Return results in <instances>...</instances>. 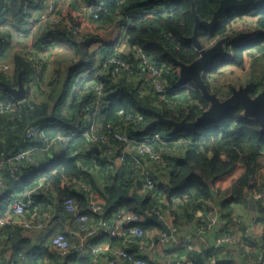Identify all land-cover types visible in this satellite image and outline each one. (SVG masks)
Instances as JSON below:
<instances>
[{"label": "trees", "instance_id": "obj_1", "mask_svg": "<svg viewBox=\"0 0 264 264\" xmlns=\"http://www.w3.org/2000/svg\"><path fill=\"white\" fill-rule=\"evenodd\" d=\"M254 6L238 7L224 15L225 21H219L213 29L208 30L200 27L199 38L204 45L214 40L230 36L225 43V54L215 60L203 71V78L210 91L217 93L220 98H225L231 93L233 84H217L219 75L227 71L236 72L246 66L249 62L251 73L240 76L242 83L254 82L253 92H257L264 82V0ZM65 8L59 11V16L37 32L35 46L42 47L50 43L56 35L64 36L74 45L77 61L71 66V73L82 77L81 88L73 95L72 101L64 105V95L59 97L56 104L50 109L48 100L35 102L26 98L21 107L12 111L0 112V120H8L12 125L7 128L0 126V136L5 139L0 141V159L13 154L19 150L35 145H44L49 138L57 133H73L76 129L82 130L85 122H80L75 129V113L82 106H90L88 113L92 111L91 100L94 91L85 87V72L98 68L97 80L104 85V95L100 104L99 114L96 120L100 121V130L107 131V124L111 127L122 129L128 136L140 140L146 134L158 132L166 140L165 145L182 146L185 151L183 156L172 157L163 152V156L171 163L167 170L166 182L157 187V193L152 191L140 193L137 187H133L132 180L137 171L120 170V173L110 172L113 184L99 190L93 175L86 171L89 163L86 160L78 161L75 157H64L56 165L41 172L37 182L39 189H52L57 194L56 206L59 212L69 219L75 228L78 227L73 216L64 210L63 200L73 197L79 204L80 209L86 208L84 194L69 184L68 178L85 180L95 190L106 198L105 218L112 211L125 208L129 211L139 212L134 199L122 197L114 206L109 207L119 191L129 195L134 193L143 200V208L156 213L162 208L159 199L163 195L167 200L173 224L184 216L177 213L180 202L209 201L213 199L215 191L213 181L221 175L231 171L236 165L242 164L245 169L232 185L230 199H241L244 197L245 187L256 192H262L257 197L259 205L262 204L264 194V170L258 162V156L264 153V133L260 125L252 118L244 114L241 104L229 108L217 120H212L197 126L195 129L187 128L179 131L173 130V125L166 122L151 124L156 118L155 111H160L165 117L175 120H195L209 106V101L203 96L201 90L194 87H177L181 82L179 66L175 59L191 62L199 54L194 42L190 39L193 34L195 19L191 0H70ZM76 3L94 4L96 10L83 24L81 13L77 10ZM221 0H195L196 10L200 18L210 20ZM260 3V4H259ZM42 7L40 0H0V98H9L11 95L5 91L3 82L15 85L17 74L22 69L24 81L28 83L30 71L33 68L30 61L17 53L14 57L13 69L5 68L3 65L8 60V55L13 44L10 40L12 31L22 29L27 19L38 8ZM145 9L144 14H139ZM130 19L132 24L126 28L129 51L125 53L117 48V43L109 42L108 39L115 29L124 25ZM253 26L256 33L247 36L245 29ZM244 30V31H243ZM239 40H234L235 37ZM242 41V43H241ZM136 47H141L148 57L162 68L161 77L170 90L157 91L151 78H147L148 92L142 94L141 90L134 88L130 80L132 75L129 70L112 65L106 72H100L102 62L107 56L116 55L129 62L133 74L144 71L143 65L136 55ZM224 58V59H223ZM223 59V60H222ZM101 60V61H100ZM103 60V61H102ZM141 67V68H140ZM230 72V73H231ZM29 123L38 124L41 134L35 139L25 137V128ZM110 127V128H111ZM110 143L119 144V141L109 133ZM78 137L86 140L80 134L75 135L70 141L61 143L65 150L70 149L71 143ZM86 144H89L86 140ZM161 145L155 142V146ZM164 145V146H165ZM65 152V151H63ZM37 151L33 160L25 162L19 175H11L2 172L3 186H0V215L9 207L15 197L8 190L10 185L19 184L20 189L29 187L34 179H24L23 171L35 162ZM139 154H126L125 159ZM100 155L96 154V158ZM142 156V155H141ZM97 161V160H96ZM99 162V161H98ZM101 163V162H100ZM98 163V164H100ZM113 164V162H111ZM55 167V168H54ZM53 169L55 172L53 173ZM137 170V171H136ZM140 171V170H139ZM138 171V172H139ZM253 179L254 183L249 181ZM45 185V187H44ZM35 193L32 194V202L28 206L32 208L36 204ZM188 200V201H187ZM228 200L224 201L227 205ZM164 206H166L164 204ZM174 206V207H173ZM194 209V208H193ZM186 210V209H185ZM184 210V211H185ZM44 210H41V213ZM188 214V212H186ZM95 217L96 215H91ZM188 217L190 214L187 215ZM145 229L159 228L162 226L154 220L143 221ZM19 227H7L6 233L9 237L2 238L1 245L11 247L9 258H3L4 264H94L93 256L86 254H70L65 261L61 260L60 254L52 246V236L63 230L53 228L45 239L36 248H24V240L18 238ZM108 233V232H107ZM67 236L68 231L66 232ZM112 241V244H111ZM110 245L121 248L124 246L122 236L111 235ZM183 251V250H181ZM188 257L195 264H201L206 257L199 252L185 250ZM182 254V252L180 253Z\"/></svg>", "mask_w": 264, "mask_h": 264}, {"label": "crops", "instance_id": "obj_2", "mask_svg": "<svg viewBox=\"0 0 264 264\" xmlns=\"http://www.w3.org/2000/svg\"><path fill=\"white\" fill-rule=\"evenodd\" d=\"M220 21H225V16H223ZM245 32L247 36L253 35L256 33V29L253 26H247ZM33 33L34 31L26 36V44L29 43L30 46L36 50L42 61L43 69L38 76L30 71L28 83L26 84V98L35 102L48 100L50 109H52L58 98L64 95V105L69 104L72 101V96L75 95L81 86L83 87L82 77H78L75 73H71V66L77 61L74 45L64 36L56 35L52 42L40 48L35 46L37 33ZM14 38L16 42L19 41L16 35ZM108 41L117 43V48L125 51V53L130 49L127 36L120 27L115 29ZM11 42L13 47H11L9 51V62L5 64H9L8 67L13 69L14 57L19 52L15 49L14 40H11ZM60 53L63 55H60ZM64 55H67L68 62L60 65ZM64 59L65 58H63V60ZM147 78L148 76L142 70L140 73L130 76L134 88L141 90L143 95L147 94L149 90ZM233 86L235 85L233 84ZM89 108L90 106L84 105L77 110L74 121L75 129L78 128L80 122H86L87 119L90 118V113H88ZM10 125L8 120H0V126L2 128H7V126ZM1 140L2 142L5 141V139L0 136V141ZM61 146V142H55L46 150L37 151L35 162L24 169V179L30 180L34 178L30 182V184L32 183L30 185L31 189L29 187L20 189L19 184L10 185L8 190H12L10 194L13 195L15 199L23 198L25 196L23 194L25 190H29L31 196L36 192V204L32 208H29V210L27 209L21 216L11 212L9 208H7L3 215H0V264H4L3 258L5 257V250L7 248V246L1 245V240L5 238L8 226H13L14 228L19 227L21 229L20 232H17L16 237L24 240V248L34 249L39 246L45 239L49 238L50 235L48 233L53 228L56 230H67L68 235L74 237V243L79 241V238L73 232L75 230V226L72 224L73 222L67 219L63 212H59L57 207H55L58 200L56 192L52 189L48 190V188L41 190L39 189L41 187L38 185L36 186V183L42 182L43 179L38 178L39 174L47 168L56 165L64 157H75L78 161H88L89 168H87L86 171L93 175L99 190H103L106 186L113 184V178L110 177V172L119 174L120 170L122 171L123 169L126 171L131 169L138 170L146 166L153 168V171L158 175L155 166L141 155L129 157L128 162H126L127 158L124 162L121 161L116 157L119 151L114 150L115 143H110L109 146L106 147L101 144L88 145L85 139L78 137L71 143L70 149L65 150ZM158 147L162 152H166L167 155L172 157L183 156L185 151L182 146L178 145H170V147L167 145H158ZM110 148L112 151L109 152ZM96 154L100 156L96 158ZM111 162H113V164ZM258 162L263 167L262 170H264V153L258 156ZM244 169L245 167L242 164H238L231 171L216 178L212 184L215 191L213 199L209 201H189V203L180 202V205L177 207V213L184 216L178 220V222H183L180 234L188 237L190 246H173L172 243L164 244L154 255L152 253L146 254L150 264H174L176 260H181L182 264H195L192 259L188 257L187 252L185 253V250H188V252L196 251L204 255L206 260L201 264H261V256H264V195L262 196V204L259 205L255 191L245 187L244 197L237 200H228V198H231L233 192L231 190L233 182L241 176ZM52 172L54 173L55 169H53ZM167 173L168 171H165L164 174L162 173L160 175L162 183L166 182ZM34 180L37 182L35 183ZM155 191L157 192V187H155L152 193L154 194ZM140 193H142V191H140ZM157 193H159V191ZM233 196L237 197L234 192ZM159 199L163 202L162 208L160 209L162 218L168 226L172 225L173 217L167 205V200L163 195H161ZM225 200H228L227 205H224ZM164 204L166 206H164ZM213 208L220 209L225 223L217 228L199 230V227L208 220ZM41 210H44L42 213H48L51 216L52 224L48 231H43L36 227H25L21 223L20 220L33 218L34 215L41 213ZM186 212L190 214L189 217ZM238 218H241L242 222H238ZM148 230L152 233H157L164 229L152 228ZM227 232L234 233L238 239V243L216 245V238L221 233ZM104 240L110 241L111 237L108 236ZM50 248L53 250V246H50ZM9 251L12 252V249ZM181 252L182 254H180ZM91 255L93 256L94 264H108L105 255Z\"/></svg>", "mask_w": 264, "mask_h": 264}, {"label": "built area", "instance_id": "obj_3", "mask_svg": "<svg viewBox=\"0 0 264 264\" xmlns=\"http://www.w3.org/2000/svg\"><path fill=\"white\" fill-rule=\"evenodd\" d=\"M40 1L42 7L31 14L22 29L12 31L10 38V40H14L15 49L19 54L30 61L33 74L36 76L41 74L43 64L36 50H34L29 43L26 44V36L33 31L34 33H37L39 30L41 31V28L45 27L49 21L55 20L59 16V11L68 4L66 1L70 0ZM261 2L260 0V3ZM75 6L81 13V20L85 23L99 5L96 6L94 4H81L75 2ZM145 12V9H143L139 14H144ZM130 24H132V21L127 19L124 25H120V28L126 35V28ZM14 34L19 38L18 42L15 41ZM52 41L53 40L50 42ZM213 42L208 45H211ZM135 53L143 65L144 73L148 78H151L155 90L159 92L170 90L171 88L165 85L161 77L162 68L153 62L141 47H136ZM112 65H117L122 69L129 70V72L133 74L131 64L116 55L107 56L105 58L102 62L100 72H106ZM3 66L8 68L6 64ZM98 68L100 67L95 68L91 72H85V87L91 88L94 91V96L91 100L92 111L90 113V118L87 119L82 130L76 129L70 134L57 133L49 138L44 145L28 147L0 159V186H3V171L18 177L19 175L17 172L21 170L25 162L33 160V155L36 151H44L55 142H68L77 134L86 138L87 142L92 145L108 144L110 132H112V135L119 141V144L114 148L115 151H119V154L116 156L117 158L124 162L126 154H139L156 168L158 175L153 171V168L146 166L141 167L140 171L136 173L137 175L133 177V187H137L138 190L145 193L154 187H158L162 183L160 175L162 173L164 174V172L170 168L171 163L164 158L162 150L155 146V142H160L163 146L166 143V140H164L158 132L146 134L141 137L140 140H136L128 136L122 129L111 127L110 124H107V131L100 130V121L96 120V118L99 114L100 104L104 95V85L96 78ZM177 87H194V85L190 81L183 80L178 83ZM25 99H16L14 96L0 98V112L12 111L21 107ZM40 134L41 128L38 124L29 123L25 128L26 138L35 140ZM110 151H112L111 148L109 149V152ZM68 180L73 188L80 190L84 194L86 198V208L80 209L78 202L73 197H67L63 200L62 204L64 210L73 216V220L78 225L73 232L79 238V241L74 243V237L72 235L68 237L66 234L67 230L57 232L52 236V246L59 252L61 260L65 261V259L73 253L79 256L91 253L93 255H105L108 264H150L146 254L152 253L154 255L164 244L172 243L173 246H190L188 237L180 234L183 222L169 225V233L165 230L152 233L150 230L143 227L142 223L144 221V216L140 212L119 208L112 211L111 214L105 218L106 198L85 180H77L75 178H68ZM249 183L253 184V179H251ZM23 194L25 195L23 198L13 200L8 207L11 212L19 216L27 211L28 206L32 202L31 192L29 190H25ZM261 194L262 192L255 193L257 197ZM93 214L96 216H91ZM155 214L162 218L161 211L158 210ZM20 221L25 227H36L43 231H48L52 224L51 216L48 213H39L34 215L33 218L22 219ZM237 221L242 222V219L238 218ZM224 223L225 220L223 219L220 209L213 208L208 220L199 227V230L217 228ZM111 235L122 236L124 239V246L121 248H113L110 245V241L104 240L108 236L111 237ZM6 237H9L7 233L5 234V238ZM236 243H238V239L234 233H221L216 238V245ZM7 248L4 258H9L10 256L11 251L9 250L12 248ZM261 259V264H264V256H261ZM65 264L72 263L66 262ZM174 264H182V261L176 260Z\"/></svg>", "mask_w": 264, "mask_h": 264}, {"label": "water", "instance_id": "obj_4", "mask_svg": "<svg viewBox=\"0 0 264 264\" xmlns=\"http://www.w3.org/2000/svg\"><path fill=\"white\" fill-rule=\"evenodd\" d=\"M192 1V10L195 19L194 31L190 39L198 48V56L191 62H184L175 59L179 66L180 80L191 81L197 88H199L203 96L209 101V106L195 120H175L173 118L165 117L160 111H155L156 118L151 124L166 122L173 125L174 131H179L187 128L195 129L197 126L207 123L212 120H217L229 108L241 104L244 109V114L252 117L261 127L264 133V82L260 90L253 92L254 82L249 81L239 86H233L231 93L225 98H220L217 93L210 91L207 83L203 78V71L209 67L215 60L219 59L225 54V43L230 40V36L218 38L211 45L205 46L198 35L199 28L202 26L205 29L211 30L220 19L238 7H249L256 5L259 0H221L220 5L215 10L210 20H203L200 18L196 10L195 0ZM4 89L11 96L16 99H25L27 96V86L24 81V73L21 69L17 74V81L15 85L8 82H3ZM122 197L127 199H134L137 203L138 211L144 216V221L154 220L159 223L163 229L169 233V226L165 220L155 213H150L143 208V200L131 193L129 195L119 191L117 197L112 200L109 207L114 206Z\"/></svg>", "mask_w": 264, "mask_h": 264}, {"label": "rangeland", "instance_id": "obj_5", "mask_svg": "<svg viewBox=\"0 0 264 264\" xmlns=\"http://www.w3.org/2000/svg\"><path fill=\"white\" fill-rule=\"evenodd\" d=\"M83 24H85V23H83ZM239 39H240V37H237V36L234 38L235 41L239 40ZM60 55H63V54L60 53ZM63 58H65V59L63 60ZM63 58L61 60L60 65L63 64V63L66 64L68 62L67 55H64ZM6 65L9 66V64H6ZM230 72L231 71H227L226 73L216 77L217 78V82L216 83L220 84V85H225V86L228 85V84H234L235 86H239V85L243 84L242 83V79L239 78V77L240 76L243 77V75H245V74L247 75L248 73H251V70L249 68V62L247 61L246 66L244 67V70L242 68V69L237 70L236 72H231V73Z\"/></svg>", "mask_w": 264, "mask_h": 264}, {"label": "bare ground", "instance_id": "obj_6", "mask_svg": "<svg viewBox=\"0 0 264 264\" xmlns=\"http://www.w3.org/2000/svg\"><path fill=\"white\" fill-rule=\"evenodd\" d=\"M241 43H242V41H241ZM223 59H224V58H223ZM223 59H222V60H223Z\"/></svg>", "mask_w": 264, "mask_h": 264}]
</instances>
